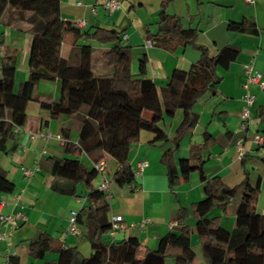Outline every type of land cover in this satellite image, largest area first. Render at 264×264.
I'll list each match as a JSON object with an SVG mask.
<instances>
[{"label":"crops","instance_id":"obj_1","mask_svg":"<svg viewBox=\"0 0 264 264\" xmlns=\"http://www.w3.org/2000/svg\"><path fill=\"white\" fill-rule=\"evenodd\" d=\"M106 1L60 0L61 55L75 63L79 60V50L76 46L74 48L75 43H90L94 48V72L100 77L108 76L111 74L110 69L102 55L110 44H99L83 34L92 32L96 27L116 29L123 33L122 37L127 34L123 42L132 47V72L137 74L140 60L146 58V76L156 84L163 103L162 89L174 70H189L200 59L201 50L192 44L179 46L173 51L148 44L146 28L149 26L156 31L163 0H119L121 6L114 10L106 7ZM7 5L8 0H0V78L3 76L4 57L15 55L13 87L17 91L29 75L33 34L25 23L12 26L1 22ZM166 10L178 15L184 26L197 28V44L206 46L210 54H216L227 44L239 49L237 59L229 68L219 69L222 80L216 92L208 91L194 104L193 110L198 115V121L191 130L182 134L175 154L176 161L189 156L192 142L202 141L205 132L211 134L215 142L205 151V175L208 178L218 175L229 186L239 185L248 176L252 185H260L257 211L264 214V141L257 143L253 140L257 133L264 138V89L257 84L250 86L256 98L251 106L249 126L245 131L240 128L244 83L247 80L245 65L252 62L255 69L264 75V0H171ZM244 18L255 22L258 28L256 33L229 28V23L240 22ZM78 20H84V24H79ZM61 90V80L41 79L34 90L39 100L33 98L26 104L25 123L11 129L3 127L0 133V173L15 184L12 192L0 190V215H14L19 211L26 214V219L19 220L13 229L0 218V232L11 230L9 241L0 240V264L55 262L64 246H77L85 256L93 251L91 242L96 223L91 212L80 213V234H66L71 210L78 209L81 212L83 207L89 209L84 185H77L76 194H67L54 188L56 182H64L53 174L52 157L74 156L65 151L63 129H69V138L77 142L81 126L74 117L66 114L55 117L48 108L41 105L42 101L51 103L59 99ZM143 114L148 119L153 117V112L148 109ZM183 118V109H177L173 116H165L160 122L169 140L153 143L154 133L142 130L139 139L132 143L129 156L131 165L135 168L141 161L147 165L131 184L120 185L116 181L110 183L108 219L112 221L113 216L122 215L123 220L122 228L114 236L109 232L103 235L105 242L135 236L140 239L142 247L156 249L160 239L171 229H182L178 223V210L181 207L190 212L186 224L195 228L192 205L205 196V181L199 171H194L188 181L172 191L167 168L161 161L163 152L172 145L171 139ZM240 137H244L247 148L242 159L238 157L236 149V141ZM2 138H5L3 142ZM79 157L86 166H94L95 162L85 151ZM103 158L107 161L108 173L113 175L119 166L118 162L108 154ZM26 170H30V173ZM236 207L234 199L229 205V212H214V215L220 216L221 224L227 229L235 226ZM194 234L195 231L191 242ZM41 237L49 238L50 248L43 256H38L32 252L31 247ZM197 244L200 246L198 237ZM195 245L192 242L197 253L196 263L204 264V257ZM9 250L15 253L9 255ZM10 257L11 262L8 261ZM166 264H176V260L169 257Z\"/></svg>","mask_w":264,"mask_h":264},{"label":"trees","instance_id":"obj_2","mask_svg":"<svg viewBox=\"0 0 264 264\" xmlns=\"http://www.w3.org/2000/svg\"><path fill=\"white\" fill-rule=\"evenodd\" d=\"M170 1L163 0L157 29L154 31L148 26L145 37L152 44L170 51L179 46L195 45L201 50V57L187 71L174 70L162 89V103L156 84L146 76V58L140 60L138 73L132 72V47L123 42L122 32L96 27L83 34L99 44H110L102 57L111 74L100 77L92 67L94 48L90 43H75L74 48L76 46L79 50V60L75 63L61 55L60 0H8L1 22L12 26L27 24L33 34V42L29 75L17 91L13 87L16 56L3 59L0 133L3 127L11 129L25 123L26 104L33 98L39 100L34 90L41 79L61 80L60 98L51 103L42 101L41 105L55 117L62 114L74 117L81 126L77 142L69 138V129H63L65 151L74 156L52 157L53 174L64 182H56L54 188L76 194L77 185L83 184L89 209L83 207L80 213L91 212L96 223L90 255H83L77 246H64L59 259L47 264H166L169 257H173L176 264H197V253L191 242L194 231L200 240L204 264H264V214L257 211L260 185H252L248 176L237 186H229L218 175L208 178L204 173L205 151L214 144L215 137L207 132L202 141L191 143L188 157L180 158L178 162L175 157L182 134L191 130L198 121L194 104L208 91L216 92L222 80L219 69H228L237 59L239 49L227 44L216 54H210L206 46L197 44V28L184 26L178 15L167 12ZM229 28L239 32L258 31L255 22L247 18L229 23ZM145 109L153 112L151 119L144 116ZM177 109H183L184 118L161 161L167 168L172 191L188 181L194 171H199L205 181V196L192 205L195 228L186 224L190 212L181 207L178 223L182 229H171L160 239L156 249L142 247L140 239L135 236L105 242L103 235L112 226L108 219L110 199L94 184L99 175L95 165L86 166L79 155L85 151L94 162L105 154L110 155L119 164L113 173V181L120 185L131 184L137 179L129 162L132 143L139 139L142 130L154 133L153 143L169 140L160 122L165 116H173ZM14 189V182L0 173V190L12 192ZM234 199L237 203L235 226L227 229L221 224L220 216L212 215V211L218 207L222 213L229 212ZM49 241L48 237H41L33 243L32 252L43 256L50 248Z\"/></svg>","mask_w":264,"mask_h":264},{"label":"built area","instance_id":"obj_3","mask_svg":"<svg viewBox=\"0 0 264 264\" xmlns=\"http://www.w3.org/2000/svg\"><path fill=\"white\" fill-rule=\"evenodd\" d=\"M248 2H251L253 0H247ZM80 4L81 1H78ZM105 5L108 9L114 10L118 7L121 6V2L119 0H107L105 2ZM79 24H84V20H78ZM128 35L124 34L123 39H127ZM148 44H151V41H147ZM245 73L247 75V80L244 83V95H243V100H244V105L241 111V124L240 128L245 131L250 123L251 120V106L253 105L256 95L251 92L250 86L251 84H257L260 88L264 89V75L262 72L258 71L255 69L254 65L252 62L248 63L245 65ZM253 140L257 143H261L264 141V138L260 134H255L253 136ZM236 149L238 151V157L242 159L246 152L247 148L245 146L244 142V137H240L236 141ZM95 168L99 174V176H102L101 180L98 183V188L104 191L106 194L107 198H110L111 193H110V183L113 181V175L108 173V166H107V161L106 159L102 158L99 161L94 163ZM147 163L145 161H141L137 164V166L134 168V173L136 176H138L145 168ZM26 172L30 173V170H26ZM79 215L80 211L78 209H72L70 212V216L68 219V224L66 227V234L69 235H78L82 232V227L80 225L79 221ZM1 219H4L9 223V226L11 229H13L19 220H24L26 219V214L22 211L17 212L14 215H0ZM122 220L123 216L122 215H115L113 216L112 219V226L111 229L109 230V234L111 236H114L117 231H119L122 228ZM176 225V222L173 223ZM11 233V230L3 231L0 232V240H7L9 241V235ZM10 244V243H9ZM15 251L9 250V255L14 254Z\"/></svg>","mask_w":264,"mask_h":264},{"label":"rangeland","instance_id":"obj_4","mask_svg":"<svg viewBox=\"0 0 264 264\" xmlns=\"http://www.w3.org/2000/svg\"><path fill=\"white\" fill-rule=\"evenodd\" d=\"M99 181H100V176L98 175L95 179H94V184L97 186L98 185V183H99ZM237 197H238V195H237ZM216 210H220V208H214L213 209V211H212V215H214V212L216 211ZM194 233V232H193ZM192 233V234H193ZM196 233V232H195ZM197 234V233H196ZM196 234H194L193 235V240H192V242H193V245H195L196 244V239H197V235ZM198 243H199V245L200 246H198V244L197 245H195L199 250H200V253L203 255V252H202V247H201V244H200V240H199V238H198Z\"/></svg>","mask_w":264,"mask_h":264}]
</instances>
